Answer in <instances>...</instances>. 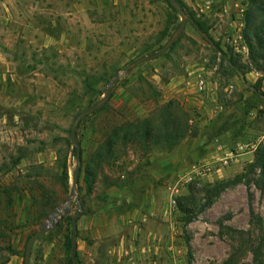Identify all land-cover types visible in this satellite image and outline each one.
Returning a JSON list of instances; mask_svg holds the SVG:
<instances>
[{
	"label": "rangeland",
	"instance_id": "1",
	"mask_svg": "<svg viewBox=\"0 0 264 264\" xmlns=\"http://www.w3.org/2000/svg\"><path fill=\"white\" fill-rule=\"evenodd\" d=\"M176 1L182 15L164 0H0V264H23L41 229L30 264H67L77 214L76 264H222L232 248L220 226L247 230L251 209L264 225V187L248 168L264 143V69L252 67L245 39L264 14L250 0ZM183 19L162 56L124 73L160 52ZM108 84L109 100L76 129L77 166L72 122ZM167 104L187 114L191 135L170 150L118 142L98 161L109 129ZM221 183L203 205L202 189ZM187 196L200 209L184 224L176 202Z\"/></svg>",
	"mask_w": 264,
	"mask_h": 264
},
{
	"label": "trees",
	"instance_id": "2",
	"mask_svg": "<svg viewBox=\"0 0 264 264\" xmlns=\"http://www.w3.org/2000/svg\"><path fill=\"white\" fill-rule=\"evenodd\" d=\"M168 6L172 8L168 0H164ZM253 5H256V10L259 14H264V7L260 0H250ZM180 4V2H179ZM174 10V9H173ZM264 23L256 26L254 30L245 34L246 42L250 49L249 62L252 67L258 71L264 69ZM197 30L205 37V32L198 26L196 22ZM206 39V37H205ZM207 41L212 43V40L207 37ZM218 47L217 43H214ZM161 49V48H160ZM259 78L252 87L254 92L259 93V85L261 82ZM152 92V90H151ZM262 95V94H260ZM160 115L157 117H146L143 120H135L132 122H126L119 126H114L105 133V139L103 145L100 146L97 152L98 161H109L114 157L115 146L118 142L126 143L129 140L144 141L146 143H152L154 145H161L164 148L170 150L177 146L182 139L191 135L190 127L188 125L187 114L178 111L171 104L160 106ZM84 121L82 118L79 125ZM69 143V142H68ZM75 155V147L72 149ZM21 158H19L20 161ZM60 167V180L65 190L68 187L67 178V165L63 159ZM250 171L258 170L260 188L264 187V143L258 144L253 152V161L248 164ZM227 183H221L215 185L214 190L206 188L202 189L204 197L207 199V203L203 205L211 204L213 196H217ZM90 189V184L88 185ZM189 197L184 198L182 203L180 200L176 202V207L181 213L180 221L184 224L190 223L196 218L200 208H197L196 204L193 206L187 203ZM190 201V200H189ZM219 235L227 239L232 248V252L229 257L222 264H264V225L262 217L254 212L252 209L249 212V228L247 230L234 229L230 227H219ZM187 244H188V239ZM68 246L71 250H76V244L72 246L71 239L68 240ZM75 255L68 258L67 264H76ZM248 255H250V262H241ZM24 256V255H23ZM190 262V261H189Z\"/></svg>",
	"mask_w": 264,
	"mask_h": 264
},
{
	"label": "water",
	"instance_id": "3",
	"mask_svg": "<svg viewBox=\"0 0 264 264\" xmlns=\"http://www.w3.org/2000/svg\"><path fill=\"white\" fill-rule=\"evenodd\" d=\"M172 6V8L180 15H182V9L180 7V5L178 4V2L176 0H168ZM186 24V20L183 19L180 23V26L178 28L177 34L175 36H173L172 38H170L166 44L162 47L160 52L154 53V54H150L147 56H142L140 58H138L137 60H135L132 64L126 66L124 73H127L129 71V69H131L132 67L139 65L147 60L150 59H154L157 57L162 56L169 48V46L173 43V41L179 36V34L182 32L184 26ZM111 84H108V88L106 90V95L103 99H101L100 101H98L97 103H95L94 105H92L89 108L84 109L83 111H81L80 113H78L76 115V117L74 118L71 128H70V132H69V140L72 144L73 147H75L76 151H75V161H76V165L78 166L80 163V148L77 145L76 142V129L79 125V122L82 118L91 115L93 112H95L96 110H98L102 105H104L110 97L109 94V86ZM78 180V167H76L73 171L72 174V186L75 187L76 183ZM79 217V214L75 215L72 220H71V230L73 232V236H72V246H74L75 244V232L77 230V226H76V221ZM46 232V229H41L37 232H35L34 234H32L25 245V249H24V256H23V264H30V256H31V249L32 246L34 244V242L36 241L37 238H39L40 236L44 235ZM74 251L72 250L71 255H73Z\"/></svg>",
	"mask_w": 264,
	"mask_h": 264
},
{
	"label": "built area",
	"instance_id": "4",
	"mask_svg": "<svg viewBox=\"0 0 264 264\" xmlns=\"http://www.w3.org/2000/svg\"><path fill=\"white\" fill-rule=\"evenodd\" d=\"M238 39H241V37H240V35L238 34V37H237V40ZM236 40V41H237ZM238 46V45H237ZM240 49H238L237 47H236V50L240 53L241 51H244V52H246V45H244V43H243V45L241 46V47H239ZM204 80L202 79V78H199V82H198V89L201 91V92H204Z\"/></svg>",
	"mask_w": 264,
	"mask_h": 264
}]
</instances>
